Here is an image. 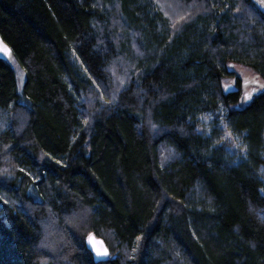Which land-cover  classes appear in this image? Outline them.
I'll use <instances>...</instances> for the list:
<instances>
[{"label":"trees","instance_id":"trees-1","mask_svg":"<svg viewBox=\"0 0 264 264\" xmlns=\"http://www.w3.org/2000/svg\"><path fill=\"white\" fill-rule=\"evenodd\" d=\"M0 35V264H264V92L225 93L256 1L0 0Z\"/></svg>","mask_w":264,"mask_h":264},{"label":"rangeland","instance_id":"rangeland-1","mask_svg":"<svg viewBox=\"0 0 264 264\" xmlns=\"http://www.w3.org/2000/svg\"><path fill=\"white\" fill-rule=\"evenodd\" d=\"M256 3L264 11V2L256 1ZM12 65L17 72L19 84L22 89L25 79L24 71L16 62L12 61ZM230 70H232L240 79V87H238L237 92L239 95V103L236 105V107L240 108L247 105L256 95L264 92V80L252 69L242 65L232 64L230 66ZM228 84L235 85V81L228 80L226 81L225 86ZM215 126L219 127V143L230 149L234 156L245 157L246 149L244 148L240 138L235 137L228 129L227 124L224 123V118L222 115L210 114L201 118L198 125V131L201 133L210 134L213 132Z\"/></svg>","mask_w":264,"mask_h":264},{"label":"water","instance_id":"water-1","mask_svg":"<svg viewBox=\"0 0 264 264\" xmlns=\"http://www.w3.org/2000/svg\"><path fill=\"white\" fill-rule=\"evenodd\" d=\"M254 1H262L264 0H254ZM6 47L9 51L4 52L3 50H0V59L4 61H10L13 56L12 49L10 46L3 40V38L0 35V49ZM238 92V88L234 84H228L225 86V93L226 94H234ZM86 246L88 250L93 254L94 260L96 262L105 261L110 257V250L103 238L97 237L95 235H92L89 237V239L86 242ZM107 250L108 255L107 256H101L97 257V251L103 252L104 250Z\"/></svg>","mask_w":264,"mask_h":264},{"label":"snow or ice","instance_id":"snow-or-ice-1","mask_svg":"<svg viewBox=\"0 0 264 264\" xmlns=\"http://www.w3.org/2000/svg\"><path fill=\"white\" fill-rule=\"evenodd\" d=\"M0 50H3L4 52H8V51H9L6 47H4V48H2V49H0ZM249 98H250V97H249ZM107 255H108V253H107V250H106V249H105L103 252H101V251H97V257L107 256ZM100 264H104V262L101 261Z\"/></svg>","mask_w":264,"mask_h":264},{"label":"bare ground","instance_id":"bare-ground-1","mask_svg":"<svg viewBox=\"0 0 264 264\" xmlns=\"http://www.w3.org/2000/svg\"><path fill=\"white\" fill-rule=\"evenodd\" d=\"M260 2H262V1H260ZM263 7H264V3H263Z\"/></svg>","mask_w":264,"mask_h":264}]
</instances>
